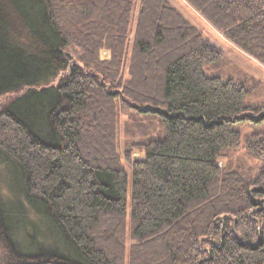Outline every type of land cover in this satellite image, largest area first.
I'll return each mask as SVG.
<instances>
[{"label": "trees", "instance_id": "obj_1", "mask_svg": "<svg viewBox=\"0 0 264 264\" xmlns=\"http://www.w3.org/2000/svg\"><path fill=\"white\" fill-rule=\"evenodd\" d=\"M186 1L264 64V0ZM22 88L0 106L21 183L16 208L0 195V264H264V128L254 178L219 164L264 106L168 0H0V95ZM118 97L158 120L122 150Z\"/></svg>", "mask_w": 264, "mask_h": 264}, {"label": "rangeland", "instance_id": "obj_2", "mask_svg": "<svg viewBox=\"0 0 264 264\" xmlns=\"http://www.w3.org/2000/svg\"><path fill=\"white\" fill-rule=\"evenodd\" d=\"M176 9H178L192 24H194L214 46L219 49L223 59V69L226 78L239 79V81L246 84L248 88L247 103L252 105L264 106V64L251 56L249 53L242 50L233 42L229 41L221 31L215 28L208 20H206L194 7H192L186 0H168ZM67 52L74 58L75 50L70 47ZM103 54L107 55L106 50ZM24 91V88L0 95V106H4L13 97ZM112 106L114 120L117 118L119 124V149H124L125 142L128 139L127 129H136L137 124H150L151 129L157 128L158 120L154 116H142L124 105L120 98H115ZM264 124V123H263ZM263 125H249L245 124L241 129V144L239 147L226 152V156L219 158V164L222 166L226 162H230L233 168H237L245 175L254 178L258 172L261 162L259 159L253 157L245 148V140L251 135L263 129ZM143 156L142 151L133 149L131 157ZM0 195L5 199H12V203H8L9 207L16 208L17 203L14 198L17 193L12 192L10 188L17 189L21 185L19 181V174L12 164L3 162L0 157ZM127 173L130 176L128 165L125 164ZM16 194V195H15ZM31 215V214H30ZM32 216V215H31ZM32 218L36 219V217ZM37 241L41 242L39 239ZM130 243V242H129ZM52 246L53 243H50ZM58 244V243H57Z\"/></svg>", "mask_w": 264, "mask_h": 264}]
</instances>
